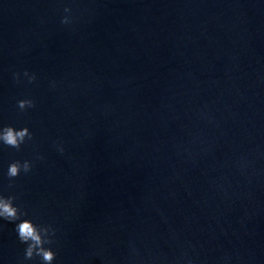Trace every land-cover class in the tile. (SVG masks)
Returning <instances> with one entry per match:
<instances>
[{
  "label": "water",
  "instance_id": "95a60500",
  "mask_svg": "<svg viewBox=\"0 0 264 264\" xmlns=\"http://www.w3.org/2000/svg\"><path fill=\"white\" fill-rule=\"evenodd\" d=\"M0 124L55 264H264V0H0ZM13 228L0 264H33Z\"/></svg>",
  "mask_w": 264,
  "mask_h": 264
},
{
  "label": "clouds",
  "instance_id": "9594fccd",
  "mask_svg": "<svg viewBox=\"0 0 264 264\" xmlns=\"http://www.w3.org/2000/svg\"><path fill=\"white\" fill-rule=\"evenodd\" d=\"M64 13L61 23L68 25L71 23L69 7H64ZM21 74L13 73L14 80L19 83ZM23 77L27 83L32 84L37 80L34 73L27 70L23 72ZM53 87L55 83L53 82ZM19 112L26 113L30 109H35L36 103L33 99L26 98L17 101ZM35 136L28 126H15L0 124V149L8 148L21 151L29 142H34ZM57 151L61 154L65 149L62 144L57 142ZM43 155H37L34 160L24 159L11 162L6 171L9 181H14L21 175H28L32 172L35 161L43 160ZM9 187H12L11 183ZM18 197L14 194L5 195L0 192V221L7 222L14 226L18 242L25 246L24 259L33 264H55L57 252L54 250V244L57 238V229L50 223H44L30 217L28 211L24 210L18 203Z\"/></svg>",
  "mask_w": 264,
  "mask_h": 264
}]
</instances>
